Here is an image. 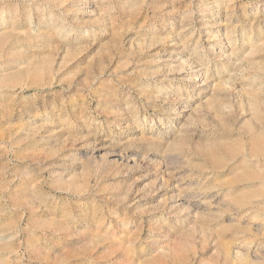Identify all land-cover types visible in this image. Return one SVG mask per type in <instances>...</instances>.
<instances>
[{"label": "rangeland", "instance_id": "374dc122", "mask_svg": "<svg viewBox=\"0 0 264 264\" xmlns=\"http://www.w3.org/2000/svg\"><path fill=\"white\" fill-rule=\"evenodd\" d=\"M0 264H264V0H0Z\"/></svg>", "mask_w": 264, "mask_h": 264}, {"label": "bare ground", "instance_id": "6f19581e", "mask_svg": "<svg viewBox=\"0 0 264 264\" xmlns=\"http://www.w3.org/2000/svg\"><path fill=\"white\" fill-rule=\"evenodd\" d=\"M228 15H229V13H228ZM209 25H210V24H205V25H204V28L206 29V28L210 27ZM227 38H228V36H227ZM220 41H222V39H221ZM213 50H214V51H213L211 54H214V55H216V56H218V57L221 56V55H220V52L215 51L216 48H213Z\"/></svg>", "mask_w": 264, "mask_h": 264}]
</instances>
